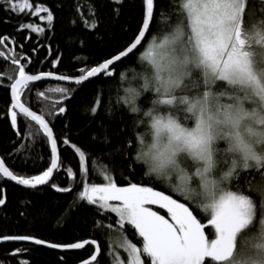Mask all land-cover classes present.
Returning <instances> with one entry per match:
<instances>
[{
  "label": "trees",
  "instance_id": "16d2710c",
  "mask_svg": "<svg viewBox=\"0 0 264 264\" xmlns=\"http://www.w3.org/2000/svg\"><path fill=\"white\" fill-rule=\"evenodd\" d=\"M29 2L49 9L54 15L53 23L44 27V33H33L27 29L19 31L18 26L24 22H33L31 16L13 14L8 10V5L4 4L0 6V37H9L5 42L10 46L12 41L17 51L13 58L23 60L31 74L52 72L81 76L129 46L138 36L145 17V0H123L120 5H114L111 0ZM154 2L153 21L142 46L106 73L81 85L41 81L28 83L22 89V101L43 115L53 128L60 162L51 182L39 188H24L7 178H0V187L6 197L5 206L0 208V238L28 236L59 245L96 240L101 251L98 260L92 264H109L113 260V250L126 257L123 249L117 246L120 236L142 248V238L138 236L134 226L125 223L121 228L115 214L98 211V205H88L86 201L78 199V194L85 185L107 183L103 178L105 173L113 177L117 186L135 183L138 186L152 187L186 203L204 225L208 238H214L209 218L195 207L193 201L154 177L144 175V167L134 159L137 133L144 130L143 126L137 124L142 113H132L118 101L121 73L129 67H141L138 60L146 43L171 30L175 26V14L181 11L180 8L170 7L168 0ZM176 2L182 5L184 0ZM114 7L119 8L118 16ZM90 9H94L98 25L94 29L88 23L93 19ZM160 12L164 14L162 17L158 15ZM184 16L186 30L188 21L185 10ZM260 19L258 13L253 17L254 22ZM244 26L249 30L251 28L247 8ZM29 36L31 38L27 39ZM3 48L0 46V49ZM57 60L59 63L53 67V61ZM0 71L15 78L18 68L4 59L0 61ZM108 73L112 75L109 76ZM196 75L198 79H202L198 73ZM223 86L224 82H218L217 88ZM61 87L68 90L66 94L50 91ZM202 90L203 84L199 89L193 88L188 94ZM39 92H43L44 97L38 96ZM152 99V93H146L139 104L142 108H147ZM12 105L10 88L0 84V156L16 175L32 177L42 174L50 167V142L39 126L25 118L17 109V126L13 127L10 115ZM61 107L66 109L64 113L59 112ZM92 108L96 109L94 115L91 113ZM94 134L96 139H93ZM105 135L108 143H103ZM64 139L68 140L67 145L62 143ZM73 145L85 152L88 168L86 174ZM69 168L72 169L74 178L66 175ZM261 176H264V169H252L240 174L229 188L249 194L248 189H256L257 180ZM53 183L60 188L69 187L72 191L59 192L50 187ZM253 202L256 205L255 234L259 228L258 222L264 219V202L258 197H253ZM151 208L167 217V211L160 209L158 205H151ZM97 222L103 227L98 228ZM93 248V245L87 244L84 249L66 251L27 242H3L0 243V264H18L19 261H28V264H77L90 257L94 253ZM17 250H21L20 255H13ZM142 256L145 264H150V258L145 254ZM209 262L210 258H206L205 264Z\"/></svg>",
  "mask_w": 264,
  "mask_h": 264
},
{
  "label": "snow or ice",
  "instance_id": "6c2138e0",
  "mask_svg": "<svg viewBox=\"0 0 264 264\" xmlns=\"http://www.w3.org/2000/svg\"><path fill=\"white\" fill-rule=\"evenodd\" d=\"M114 5H120L123 0H111ZM169 6L180 8L181 11L176 13V25H180L185 29L184 10L187 11L188 27L190 32L187 33L186 39L203 50L207 58L209 66L214 69V75L221 78L246 80L248 85L254 87L258 93H264V83L254 79L248 72L238 71L236 66H247L251 44L245 41L251 38H257L264 43V0H185L180 5L176 0H168ZM8 5V10L13 14L31 16L36 13L46 12L47 16H39L40 20H47L51 25L54 20L53 13L47 8H34L29 0H0V6ZM59 6V5H58ZM145 18L142 23V31H139L140 39H136L135 43L127 49V56L133 52L137 45L141 44L145 33L149 30L150 22L153 21L154 0H145ZM247 8L248 22L251 25L250 30L245 28V16ZM114 12L119 15V8L114 7ZM93 19L88 21L92 28L97 27L95 21V11L90 9ZM259 14L261 19L258 22L253 21V17ZM163 16V12L158 14ZM159 26V21H157ZM31 30V32L44 33L46 28L34 26L33 22H24L18 26L19 31ZM30 39L31 37H26ZM9 37H0V46L6 47L5 41ZM35 51V49L33 50ZM51 49H49V52ZM15 50L13 49V56ZM4 56V52H0V58ZM27 59V58H26ZM117 61L121 59L118 55L115 57ZM13 65L20 64L19 59L11 60ZM59 61H53V67H56ZM113 63L108 60L99 68H92L81 79L75 83L80 84L82 80H87L96 73L108 69ZM109 76L112 73H108ZM18 79L10 85L11 95L15 103L12 105L11 124L17 126V111L25 118H29L35 122L42 134L50 142V167L43 171L42 174L32 177L16 175L5 166V161L0 159V178H7L28 188L35 189L39 185H47L53 176V170L58 169V161L60 159L57 147V139L55 138L53 128L45 120L43 115H37L21 102L22 89L26 88L28 82L40 81L43 77H53L52 72L41 73L39 75L26 74L25 68H18ZM59 80H66L68 77H55ZM12 79V77H8ZM198 83L204 84L203 78ZM50 91L66 94V88H55ZM38 96L44 97L43 92L37 93ZM64 107L59 108L60 113H64ZM95 108L91 109L94 115ZM27 126V125H26ZM17 131H19L17 129ZM27 138V137H26ZM93 139H96L95 134ZM108 137L105 135L103 143H108ZM67 145V139L62 141ZM23 148V145L20 146ZM76 153L79 154V160L83 172L88 171L85 152L75 147ZM69 178H74L72 169L66 170ZM145 175V174H144ZM107 183L102 185L92 184L85 185L83 191L78 194L80 201H86L88 205L97 206L98 211L110 212L118 217L121 228L125 223L134 226L138 232V236L142 238V248L135 243L130 242L127 238L120 236L118 239V247L127 253V262L121 259L113 250L111 255L113 260L109 264H145L142 254L150 258V264H205V259L210 258L209 264H254L253 258L259 257L264 252V219L260 220L259 228L253 233V229L257 228L254 224V215L256 205L253 197H258L264 202V189H248L249 194L239 191H229L224 197L214 202L209 207L201 206L195 203V207L208 217V223L213 227V237L209 239L205 234L204 225L197 219L193 212L183 203H179L169 195H165L160 191L154 190L152 187L138 186L131 183L128 187H119L114 182L112 176L103 175ZM50 187L60 192H71L69 187H58L55 183ZM111 201L119 202L117 204ZM6 204V197L3 195V188L0 187V208ZM147 205H158L160 209H165L174 223H170L164 215L158 214ZM97 227L102 228L103 225L97 222ZM111 226L109 225V228ZM33 239L27 236L4 237L5 241L19 240L25 241ZM257 241H261L257 243ZM35 245H45L51 248L64 247L57 244L47 243L40 239L33 240ZM86 244L94 246L93 251L96 254L91 255L88 264L96 262L101 251L96 240H88L80 243H73L66 246L71 249H84ZM21 250H17L13 255H20ZM18 264H28V261H19Z\"/></svg>",
  "mask_w": 264,
  "mask_h": 264
},
{
  "label": "clouds",
  "instance_id": "9594fccd",
  "mask_svg": "<svg viewBox=\"0 0 264 264\" xmlns=\"http://www.w3.org/2000/svg\"><path fill=\"white\" fill-rule=\"evenodd\" d=\"M187 35L176 25L155 36L138 60L141 67L121 73L118 101L142 113L137 124L144 130L137 133L134 159L145 176L209 207L240 174L264 169V93L241 79L224 78L225 86L217 88L221 78ZM247 51V66L237 70L264 83V48ZM197 73L203 90L190 95L201 87ZM149 92L150 106L142 108L139 101ZM256 189H264V176ZM253 261L264 264V252Z\"/></svg>",
  "mask_w": 264,
  "mask_h": 264
},
{
  "label": "water",
  "instance_id": "95a60500",
  "mask_svg": "<svg viewBox=\"0 0 264 264\" xmlns=\"http://www.w3.org/2000/svg\"><path fill=\"white\" fill-rule=\"evenodd\" d=\"M154 10H155V2H154ZM145 12H146V8H145ZM153 17H154V15H153ZM144 18H145V17H144ZM151 23H152V22H150V26H151ZM149 28H150V27H149ZM142 30H143V29L141 28L140 31H142ZM148 32H149V30L145 33L144 38L141 40V44H140V45H137V48L133 49V52L128 53L127 56L122 55V53H127V49H128L129 47H131V45H132L133 43H135L136 39H140L139 34H138V36L135 38V40H134L129 46H127L123 51H121L120 53L116 54L115 56H113V57H111V58H109V59H107V60H105V61L99 63V64L96 65L95 67H93V68H99V67H101V65H103L104 63H106L108 60H112L113 63H112L111 65H109L108 69H104L102 72L96 73L94 76L89 77L87 80H82L80 84L75 83V81L81 79V77L84 76V75H86L87 73H85V74H83V75H81V76H76V77L53 73V77H47V76H45V77H43L40 81H33V82H28V83L41 82V81H55V82H58V83L73 84V85H81V84H84V83L88 82L89 80H91V79H93V78H95V77H98V76H100V75L106 73L108 70L112 69L114 66H116L117 64H119L121 61L125 60L127 57H129L130 55H132L133 53H135V52H136V51L142 46V44L144 43V41H145V39H146V37H147V35H148ZM118 55L121 57V59H120L119 61H117V60L115 59V57L118 56ZM25 72H26V71H25ZM43 73H48V72H43ZM26 74H28V73L26 72ZM39 74H41V73L33 74V75H39ZM58 76H65V77H68V79H66V80H59V79H56L55 77H58ZM18 78H19V76H18L16 79H18ZM13 83H14V81H13ZM9 88H10V86H9ZM10 90H11V88H10ZM11 98H12V95H11ZM12 102H13V104L15 103V101H14L13 98H12ZM21 102L24 103V102L22 101V99H21ZM25 106L28 107L26 104H25ZM28 108H29V107H28ZM29 109H30L31 111H34V110H32L31 108H29ZM17 110H18V109H17ZM18 111H19V110H18ZM34 112H36V111H34ZM36 114H37V115H41V114L38 113V112H36ZM44 118H45V117H44ZM45 120L48 122V120H47L46 118H45ZM48 123H49V122H48ZM49 126L51 127L50 123H49ZM57 147H58V146H57ZM0 159H2L1 156H0ZM59 162H60V160L57 162V163H58V167H59ZM5 166L8 167V166L6 165V163H5ZM8 168H9V167H8ZM9 170H10V168H9ZM10 171H11V170H10ZM56 171H57V170H53V176H52V178L54 177V174L56 173ZM52 178L49 180V183L51 182ZM9 181H10V180H9ZM11 182L17 184V183L14 182V181H11ZM49 183H48V184H49ZM17 185H18V184H17ZM19 186L24 187V188H28V187L23 186V185H19ZM42 186H44V185H39V186H37V188L42 187ZM55 190H56V189H55ZM59 192H60V191H59ZM62 193H63V192H62ZM27 237H28V236H27ZM31 238H33V237H31ZM34 239H37V238H33V239H30V240H25V241H19V240L5 241V240H4V237H3V238H0V243H3V242H27V243H34V242H33ZM87 241H88V240H87ZM45 242H46V241H45ZM80 242H84V241H79V242H76V243H80ZM47 243H49V242H47ZM51 244H53V243H51ZM72 244H73V243H72ZM98 244H99V243H98ZM57 245H59V244H57ZM68 245H71V244L61 245V246H64V247H58V248H56V249H59V250H66V251L77 250V249L67 248L66 246H68ZM86 245H87V244H86ZM45 246H47V244H45ZM93 254H96V253L94 252ZM93 254H92V255H93ZM99 254H100V253H99ZM98 256H99V255H98ZM90 259H91V256L88 257L87 259H85V260H83V261L77 263V264H88V262L90 261ZM92 263H95V262H92Z\"/></svg>",
  "mask_w": 264,
  "mask_h": 264
},
{
  "label": "rangeland",
  "instance_id": "374dc122",
  "mask_svg": "<svg viewBox=\"0 0 264 264\" xmlns=\"http://www.w3.org/2000/svg\"><path fill=\"white\" fill-rule=\"evenodd\" d=\"M184 2H185V0H184ZM33 7L34 8H44V7H42V6H40V5H33ZM186 11V10H185ZM39 16H44V17H46L47 16V13L46 12H40L39 13ZM39 16L36 14V13H32V15H31V18H32V20H33V23H34V26H38V27H45L46 25H49L48 23H47V20L45 19V20H40L39 19ZM185 32L186 33H189L190 32V27H187V29L185 30ZM37 33H39V32H37ZM152 39L153 38H151L149 41H148V43H146V45H145V47L142 49V51H141V53H140V56L143 54V52L146 50V48H147V46L150 44V42L152 41ZM252 48L253 49H255V50H257V51H259L261 48H264V43H261L260 41H259V39L257 38V42L255 43V44H253L252 45ZM53 94V93H52ZM88 186H91V185H88ZM119 187H128V186H119ZM229 187V186H228ZM229 190H231L230 188H229ZM158 191V190H157ZM232 191V190H231ZM161 192V191H160ZM163 193V192H162ZM165 194V193H164ZM165 195H167V194H165ZM171 197V196H170ZM173 198V197H172ZM174 199V198H173ZM176 200V199H175ZM178 201V200H177ZM179 203H183V204H185L187 207H189L186 203H184V202H180V201H178ZM110 203H112V204H117V203H119V202H116V201H111ZM147 207H150L151 208V205H147ZM190 209V208H189ZM153 211H155L154 209H152ZM158 214H160V213H158ZM160 215H162V214H160ZM166 219H168L169 220V222L170 223H174L172 220H171V218H170V216L167 214V217H165ZM261 241H257V243H260ZM124 251V250H123ZM116 253H117V255L121 258V259H123V260H125V262H127V259H128V257H127V253L124 251V254H125V256L126 257H124V256H122V254L119 252V251H115ZM142 259H143V256H142Z\"/></svg>",
  "mask_w": 264,
  "mask_h": 264
},
{
  "label": "flooded vegetation",
  "instance_id": "af4514ba",
  "mask_svg": "<svg viewBox=\"0 0 264 264\" xmlns=\"http://www.w3.org/2000/svg\"><path fill=\"white\" fill-rule=\"evenodd\" d=\"M5 45H6V47H4L3 49H0V52H4V56H3V58H0V61L1 60L4 61V59H6V62H9L10 64H12L11 60L13 57H15V56H13V49L15 50V53H16L17 52L16 47L14 46V43L12 41H10V46L6 42H5ZM19 61H20V64L14 65V66H16L17 68H19L20 66H23L25 68V71L28 74H31L28 71V66L27 65L25 66L23 64V62H22L23 60H19ZM8 77L9 76L5 75L3 72L0 71V84L9 88V86L13 83V81L18 77V73L16 74L15 78L8 79Z\"/></svg>",
  "mask_w": 264,
  "mask_h": 264
}]
</instances>
